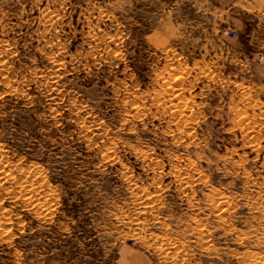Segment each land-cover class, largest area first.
<instances>
[{
  "label": "rangeland",
  "instance_id": "1",
  "mask_svg": "<svg viewBox=\"0 0 264 264\" xmlns=\"http://www.w3.org/2000/svg\"><path fill=\"white\" fill-rule=\"evenodd\" d=\"M0 264H264V0H0Z\"/></svg>",
  "mask_w": 264,
  "mask_h": 264
},
{
  "label": "built area",
  "instance_id": "2",
  "mask_svg": "<svg viewBox=\"0 0 264 264\" xmlns=\"http://www.w3.org/2000/svg\"><path fill=\"white\" fill-rule=\"evenodd\" d=\"M232 35H233L234 37H236V36H237V33H236V32H232Z\"/></svg>",
  "mask_w": 264,
  "mask_h": 264
}]
</instances>
